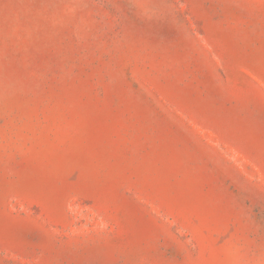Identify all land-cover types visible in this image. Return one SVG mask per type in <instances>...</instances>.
I'll use <instances>...</instances> for the list:
<instances>
[{"label": "rangeland", "instance_id": "obj_1", "mask_svg": "<svg viewBox=\"0 0 264 264\" xmlns=\"http://www.w3.org/2000/svg\"><path fill=\"white\" fill-rule=\"evenodd\" d=\"M0 264H264V0H0Z\"/></svg>", "mask_w": 264, "mask_h": 264}]
</instances>
